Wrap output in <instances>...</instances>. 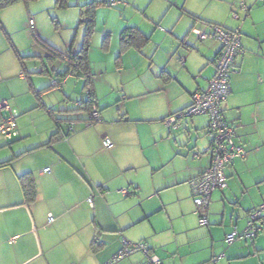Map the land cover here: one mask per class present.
<instances>
[{"label":"crops","instance_id":"obj_1","mask_svg":"<svg viewBox=\"0 0 264 264\" xmlns=\"http://www.w3.org/2000/svg\"><path fill=\"white\" fill-rule=\"evenodd\" d=\"M83 1L84 31L59 44H42L25 25L21 34L0 27V100L16 113L18 130L9 142L0 136V264H105L125 242L145 243L163 264H264L263 231L223 241L264 203V0H241L244 8L210 0L199 10L186 0H119L107 24L98 5L84 13L96 1ZM207 24L241 32L222 109L246 153L224 168L227 185L211 193L202 226L188 181L209 164L207 115L177 128L162 119L189 105L213 74L221 45L193 32ZM125 28L146 41L121 49ZM86 41L89 80L62 57ZM86 87L98 122L87 120ZM111 264L146 257L135 251Z\"/></svg>","mask_w":264,"mask_h":264},{"label":"built area","instance_id":"obj_2","mask_svg":"<svg viewBox=\"0 0 264 264\" xmlns=\"http://www.w3.org/2000/svg\"><path fill=\"white\" fill-rule=\"evenodd\" d=\"M104 4L114 7L119 0H102ZM239 6L244 8V3L239 2ZM233 19H239L236 12H231ZM32 19L29 23L32 27ZM207 30L193 29L199 40H215L221 45L220 51L214 61V72L207 80L203 89L194 91L191 94V102L185 108L178 110L162 119L168 128H177L180 120L194 115H207L208 122L206 133L209 138L208 153L210 156L209 164L206 169L198 176L189 179L188 184L191 190V197L194 203V213L197 216L199 225H207L206 208L210 202L211 193L215 189H223L227 185V178L224 168L235 158L243 157L246 153L244 146L235 139L234 125L226 119L222 105L230 93L229 74L233 70L232 61L241 51L239 29L229 30L217 24H207ZM65 59V56H62ZM182 63L183 60L180 59ZM53 85H58L54 82ZM2 111V113H1ZM89 122H98L100 113L95 104L88 110ZM16 113L12 111L5 100H0V136L7 142L12 141L18 136ZM72 126H68V131H72ZM105 148L111 147L112 143L107 137L102 138ZM44 168L43 171H48ZM90 201V199H88ZM49 220L52 217L49 215ZM264 230V203L247 213L245 226L238 229L233 225L225 233L223 241L230 244L237 240H252ZM135 251H141L146 257V264H163L143 242H125L121 249L113 255L110 261L125 257Z\"/></svg>","mask_w":264,"mask_h":264},{"label":"rangeland","instance_id":"obj_3","mask_svg":"<svg viewBox=\"0 0 264 264\" xmlns=\"http://www.w3.org/2000/svg\"><path fill=\"white\" fill-rule=\"evenodd\" d=\"M98 2L97 14L98 20L102 24L104 22L109 23L111 16L117 15L116 11H119L118 6L116 8L107 6L103 3L102 0H90ZM186 6L199 10L203 7L204 4L208 3L209 7L210 0H186ZM65 4V7H60L56 0H29V1H18L12 6L4 9L0 13V27L2 26L7 31L16 30L20 34L22 29L28 28V30L33 31L36 36H40L41 43L46 44H59L64 42V40L71 38L75 32L78 31V36L84 31L86 25L84 23L78 24L77 16L80 10V7L85 3L83 0H62ZM184 0H179V4ZM206 2V3H205ZM241 0H238V3ZM153 5L152 3H150ZM112 10L113 14H109L108 11ZM111 15V16H110ZM110 17V18H109ZM231 17V13H230ZM32 18V27L29 25V19ZM232 18V17H231ZM24 25L26 27H24ZM65 28H73L72 31L68 32ZM24 27V28H23ZM31 29H30V28ZM103 30V29H102ZM12 35V34H9ZM39 40V38H38ZM47 40V42H46ZM71 40V39H68ZM56 46V45H54ZM60 49V48H58ZM64 51L63 49H60ZM65 56V55H64ZM264 233V230H263ZM262 232L260 234H263Z\"/></svg>","mask_w":264,"mask_h":264},{"label":"trees","instance_id":"obj_4","mask_svg":"<svg viewBox=\"0 0 264 264\" xmlns=\"http://www.w3.org/2000/svg\"><path fill=\"white\" fill-rule=\"evenodd\" d=\"M18 1H29V0H0V9L3 8V7H6L8 5H12V4H14V3H16ZM56 3L60 7H65V4L62 2V0H56ZM97 5H98V3H96V2L95 3H90L88 6H86L87 8L85 9L84 13H86L88 15L89 13H87V12L88 11L92 12L93 8L95 6H97ZM84 13H83V17L85 15ZM91 14H90V16H91ZM237 28H234V29H237ZM229 30H233V29H229ZM239 32H240V30H239ZM240 34H241V32H240ZM119 41H120V46H121V49H122V48L128 47L129 45H134V44H138L140 42H144V41H146V37H144L137 30H134L132 28H125L120 33ZM240 46H241V44H240ZM86 51H87V41L84 43V46L77 53L65 55V60L68 63V69H71V70L72 69L82 70L84 72V74H86V79L89 80L90 79V73L87 71L88 65H87ZM241 52H242V47H241V51L239 53H241ZM232 66H233V61H232ZM234 70H235V67L233 66V70L232 71H234ZM86 97L87 98H86V101H85V105H86V108L89 110L90 106L92 104H95L94 94H93V91H92V89L90 87H86ZM87 120H88V115H87ZM88 122H89V120H88ZM2 164L3 163H0V166ZM27 181L28 180L22 181L23 182V189H24V192L29 197L32 198L33 195H34V190H33V187L31 186V183L29 181L28 182Z\"/></svg>","mask_w":264,"mask_h":264}]
</instances>
